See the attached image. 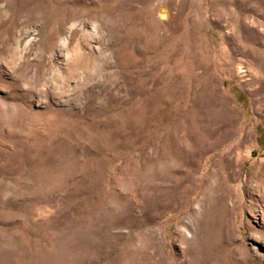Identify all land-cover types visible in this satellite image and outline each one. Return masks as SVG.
<instances>
[{"label":"rangeland","instance_id":"rangeland-1","mask_svg":"<svg viewBox=\"0 0 264 264\" xmlns=\"http://www.w3.org/2000/svg\"><path fill=\"white\" fill-rule=\"evenodd\" d=\"M0 264H264V0H0Z\"/></svg>","mask_w":264,"mask_h":264},{"label":"bare ground","instance_id":"bare-ground-1","mask_svg":"<svg viewBox=\"0 0 264 264\" xmlns=\"http://www.w3.org/2000/svg\"><path fill=\"white\" fill-rule=\"evenodd\" d=\"M250 136V127L249 128H247V131H246V133H245V140H248L249 137Z\"/></svg>","mask_w":264,"mask_h":264}]
</instances>
